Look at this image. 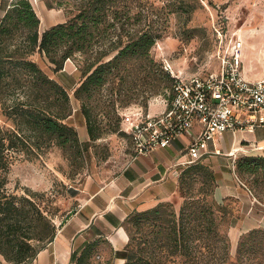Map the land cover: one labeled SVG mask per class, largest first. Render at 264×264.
<instances>
[{
	"label": "trees",
	"instance_id": "16d2710c",
	"mask_svg": "<svg viewBox=\"0 0 264 264\" xmlns=\"http://www.w3.org/2000/svg\"><path fill=\"white\" fill-rule=\"evenodd\" d=\"M49 1L71 7L73 14L41 31L29 0L10 1L0 16V113L10 124L0 125V264H31L70 213L55 224L54 214L35 200L43 193L9 191L11 153L32 158L57 147L70 162L80 163L92 143L109 134L127 136L131 142L121 130L120 110L140 97L144 107L152 95L168 101L174 82L151 55L164 28L142 18L140 10L131 13L133 0ZM219 30L230 31L223 25ZM35 54L54 73L68 59L81 60L73 98L79 103L87 141H80L66 122L72 114L68 92L31 59ZM235 169L239 179L252 176L256 189L259 177L264 182V156L238 158ZM176 188L178 210L161 201L126 216L128 241L122 264H264L261 228L243 234L231 255L226 233L231 211L213 198L216 177L208 163L201 159L182 167ZM76 191L70 190L72 195Z\"/></svg>",
	"mask_w": 264,
	"mask_h": 264
},
{
	"label": "rangeland",
	"instance_id": "374dc122",
	"mask_svg": "<svg viewBox=\"0 0 264 264\" xmlns=\"http://www.w3.org/2000/svg\"><path fill=\"white\" fill-rule=\"evenodd\" d=\"M10 1L12 0H1L0 16ZM29 1L40 18V31L64 22L73 14L71 7L66 5L59 6L49 0ZM131 7V13L140 10L142 18L146 16L145 19L153 26L164 28L162 37L151 49V55L165 70L179 77L202 75L217 70L219 60L215 54L218 47L216 31L222 25L230 31H239L241 45L247 38L253 39L254 42L264 40V0H133ZM144 21L141 19V23ZM31 59L68 92L72 114L66 122L76 129L80 141H87L85 122L78 110L79 103L73 98V90L81 77V60L68 59L63 68L54 73L52 66L43 57L35 54ZM162 106L163 100L160 95L150 96L146 107L143 106L140 97L137 102L120 110L121 130L127 134L125 128L129 122L142 116L158 114ZM0 125L5 127L10 125L1 113ZM230 141L225 134L227 148ZM132 153L129 138L115 134H109L92 143L80 163L70 162L57 147H51L42 155L32 158L11 153L13 158L9 167L7 187L10 192L17 195L24 194L26 188L43 193V198L38 197L35 200L42 208L53 213L54 223L59 224L64 216L81 202L79 199L81 184L85 180L108 182L128 164ZM220 154H225L224 150H221L218 156ZM241 157L244 156L237 155L231 161L229 159L231 168L229 171L232 170L236 177L235 162ZM237 179L242 184L246 183L250 193L255 197L253 202L264 209V182L261 181V177L258 179V189L252 184L254 180L252 176L245 174L243 178ZM72 189L77 190L75 195L71 194ZM213 198L218 201L214 195ZM165 201L171 202L178 210L181 199L176 193V196ZM221 202L227 204L231 211L226 233L230 242V253L234 256L239 238L251 229L243 232L238 228V222L242 220L240 214L244 209L238 197L229 196ZM111 252L108 243L101 241L94 259L98 264H115Z\"/></svg>",
	"mask_w": 264,
	"mask_h": 264
},
{
	"label": "crops",
	"instance_id": "0c3cea01",
	"mask_svg": "<svg viewBox=\"0 0 264 264\" xmlns=\"http://www.w3.org/2000/svg\"><path fill=\"white\" fill-rule=\"evenodd\" d=\"M240 72L249 82L264 78V40L254 42L247 38L241 45ZM163 109L164 105L160 112ZM225 134L231 140L229 148L225 144ZM225 134L219 141L225 154L202 159L210 165L216 177L214 197L219 202L229 196L240 199L244 209L238 228L243 232L264 227V209L253 202L255 197L248 187L238 181L232 170L229 171V159L231 161L237 155L264 156V126L243 131L233 144V137ZM189 140L190 136L184 135L166 148L131 156L128 164L108 182L85 180L81 184V202L70 210L53 240L38 252L31 264H98L94 254L101 240L110 246L115 264H122L128 241L124 219L134 210H145L176 196V179L186 165L183 149ZM94 241L96 244L92 245ZM83 252L88 253L82 262H78Z\"/></svg>",
	"mask_w": 264,
	"mask_h": 264
},
{
	"label": "built area",
	"instance_id": "2783aa9c",
	"mask_svg": "<svg viewBox=\"0 0 264 264\" xmlns=\"http://www.w3.org/2000/svg\"><path fill=\"white\" fill-rule=\"evenodd\" d=\"M238 32L216 31L217 70L189 77L169 72L174 82L171 98L163 100L164 109L136 118L125 128L134 157L166 148L189 135L183 153L185 164H191L219 154V141L225 133L233 137V144L243 131L264 126V78L249 82L242 77Z\"/></svg>",
	"mask_w": 264,
	"mask_h": 264
}]
</instances>
